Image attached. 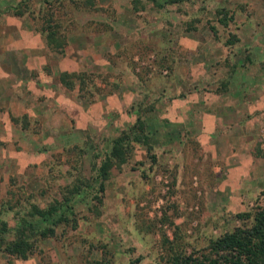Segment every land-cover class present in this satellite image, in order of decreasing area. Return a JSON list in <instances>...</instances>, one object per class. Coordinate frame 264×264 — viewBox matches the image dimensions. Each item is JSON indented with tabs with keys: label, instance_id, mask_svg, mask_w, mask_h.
Masks as SVG:
<instances>
[{
	"label": "rangeland",
	"instance_id": "rangeland-1",
	"mask_svg": "<svg viewBox=\"0 0 264 264\" xmlns=\"http://www.w3.org/2000/svg\"><path fill=\"white\" fill-rule=\"evenodd\" d=\"M139 116L148 141L130 132L100 191L96 165ZM54 199L69 223L0 264H169L251 222L264 0H0V218Z\"/></svg>",
	"mask_w": 264,
	"mask_h": 264
},
{
	"label": "trees",
	"instance_id": "trees-1",
	"mask_svg": "<svg viewBox=\"0 0 264 264\" xmlns=\"http://www.w3.org/2000/svg\"><path fill=\"white\" fill-rule=\"evenodd\" d=\"M146 1L160 9L180 0ZM222 22L225 23V20ZM48 36L51 41L54 40L52 37L54 33L50 32ZM144 128L145 121L139 116L129 129L122 130L118 136L112 139L109 153L105 155L100 164L96 165V179H98L100 191L104 190L105 180L111 166L115 162H125L127 159L132 138L130 132L135 134L138 131L139 134L140 132L142 134ZM141 134L134 138L147 142L149 137L141 136ZM82 184H84L83 180L72 185L70 190L72 195L80 192ZM64 205L56 199L44 208L37 204H31L28 211L24 215H20L12 227L6 220L0 218V251L22 258L27 257L33 251L28 238L29 234L44 238L53 235L58 225L69 223L70 208ZM197 252L176 254L169 264H264V209L256 210L251 222L233 227L231 230L211 238L205 249Z\"/></svg>",
	"mask_w": 264,
	"mask_h": 264
}]
</instances>
